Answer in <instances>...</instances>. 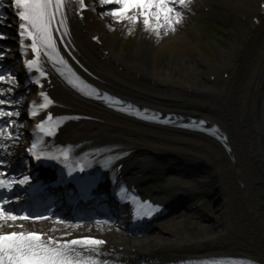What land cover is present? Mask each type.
Here are the masks:
<instances>
[{
	"label": "bare ground",
	"instance_id": "obj_1",
	"mask_svg": "<svg viewBox=\"0 0 264 264\" xmlns=\"http://www.w3.org/2000/svg\"><path fill=\"white\" fill-rule=\"evenodd\" d=\"M259 1L230 0L228 4L223 5L227 12H230L225 13L224 18L231 24L235 33L241 34V38L233 42L224 61L225 65L231 63V73L235 75L236 81L226 89L223 86L213 88L218 92L217 94L210 92L195 75L185 80L175 76L177 72L182 71L178 63H170L168 67L158 66V60L165 50H170L172 56L179 59L200 57L195 43L185 31L186 22L194 19L192 15L188 16L187 20L183 18L182 22L176 25L175 31H168L164 35L161 33V39L144 31L140 21L139 38L129 52L116 48L117 34L114 28L111 29L110 21L101 19L99 13L88 12L82 22L84 26L82 30H79L80 25L77 22L71 20L72 33L71 36L68 35L70 46L75 48L85 67L94 74L93 80L100 86L114 89L123 95L129 94L136 101L173 105L178 109H187L189 106L194 111L198 110L205 114L211 111L214 116L222 118L223 126L228 130L232 147L230 153L204 136L157 128L118 116L101 106L75 97L65 89V86L55 83L56 98L58 97L63 103L65 111L85 110L96 118V122L92 123L67 125L64 131L67 138L78 139L94 135L103 138L100 141L129 146L140 152L138 155L142 156L140 161L143 165L139 172L145 168L144 163L148 164L149 158L153 156L152 152L164 153L169 158L184 163H204L214 166L218 181L213 176L210 184L211 186L215 184L216 188H219V194L225 201L226 212L215 219L224 226L219 227L216 234L204 241L174 236L172 241L163 242L157 236V231L154 232L147 237L148 240L145 242H149L150 246L143 251L158 260L172 261L185 257L241 254L264 263V37L240 51L241 40L251 29L250 19L258 12ZM208 4L216 8L217 13L220 12L217 9L219 5L213 4V0H191L187 9L199 13L202 11L200 8ZM244 18H246L245 22L242 21ZM84 31L88 34H83ZM95 34H101L102 48L109 49L110 56L118 67H121V71L113 64L108 65L107 60L99 58V53L96 52L97 45L90 39V36ZM213 70L215 67L209 65L207 72L214 74L216 70ZM83 72L90 77L88 73ZM136 74L140 76L137 77ZM145 81H155L157 85L163 84L162 90L165 92L157 86L144 84ZM170 86L175 88L174 92H171ZM189 89H194L200 95L183 93ZM207 90L208 94L204 95ZM215 96L220 97V100L216 102ZM19 112L21 117L23 113ZM231 158H234V161H231ZM191 171L192 175L198 176L195 172L197 170ZM131 178L141 177L134 173ZM181 179L179 175L177 178L165 179L167 181L164 183L163 200H167L168 192H175L182 185L189 186L196 191L194 193H197L207 182L202 178V180L193 178L189 181ZM237 183H243L244 188L238 190ZM152 185L156 190H147L153 191L160 199L157 183ZM194 193L191 195L194 196ZM170 221L173 222L174 219L171 218ZM39 224L42 230L63 235L64 238L74 239L77 236L91 234L85 233L82 226L73 223L55 224L45 221ZM5 228L17 229L18 226L15 223L14 227L4 226L0 229ZM53 228L56 231H51ZM97 233L93 232V234ZM127 238V235L123 238H114L111 243L122 246L124 253L141 255L138 251H132L135 243H129Z\"/></svg>",
	"mask_w": 264,
	"mask_h": 264
},
{
	"label": "snow or ice",
	"instance_id": "obj_2",
	"mask_svg": "<svg viewBox=\"0 0 264 264\" xmlns=\"http://www.w3.org/2000/svg\"><path fill=\"white\" fill-rule=\"evenodd\" d=\"M70 2V0H68ZM81 10L87 6L85 0H77ZM5 4L11 5L14 15L19 19L18 36L20 45L25 47V40L31 43L27 47L35 54L34 59L25 60V65L29 70L35 69L41 77L46 74L40 66V57L43 55L55 64L61 65V75H64V70H67L68 83L79 88L80 91H87V95H95L100 98L101 94L95 89H90L88 85H84L83 81L75 72L68 66V61L60 54L57 47L58 37L55 33H60V37L68 35L67 17L65 14L66 0H0V6ZM101 6H106L109 11L106 15L112 17L117 23L127 22L131 25L142 21L143 30L154 34L158 38L163 30L164 34L168 31H175L176 25H179L183 19V13L180 9H187L191 4V0H99ZM6 13L0 15V24L6 20ZM63 29V31H61ZM0 35V39H3ZM4 49L0 48V53ZM5 76L0 75V81H5ZM13 84L16 83L14 73L7 78ZM36 84L40 81L36 80ZM12 88L9 87L10 93ZM39 95L43 98V103L38 106L34 105L30 111L31 117H36L39 113L49 108L52 100L41 91ZM17 101L16 97L13 100L6 99L3 91H0V118L19 116L18 110H7L11 108L13 103ZM139 115V113H137ZM61 122L60 118L55 121L50 113H45L41 117V122L35 125V128L43 133L44 136L52 137L56 134V129ZM6 126L0 127V139L5 141L12 140L13 134L8 130L9 127L15 124V120H7L4 122ZM201 123H203L201 121ZM44 141L38 139L31 144L27 151L36 161L59 160L60 156L45 151ZM71 149H63L61 155L63 160H69ZM67 166V165H66ZM77 169L69 167L68 174L71 175ZM78 170L83 172L84 165H80ZM6 173L0 172V190L13 192L14 185H28L30 177L24 175L22 179H6ZM125 189L121 188V196L125 193ZM132 202L136 205L135 215L137 218L151 216L154 211L159 208L153 207L148 202H140L137 197H132ZM11 199H0V228L14 227L16 221H40L52 219L46 215H31L30 213L15 214L14 208H7L11 204ZM56 224H64L63 220L56 219ZM20 231H0V264H107L106 260L100 259L103 246L107 241L95 237H82L76 239L56 238L46 233H38L32 231H24L23 225H19ZM51 231H56L53 228ZM201 264H220L219 261L201 262ZM251 264V262H250Z\"/></svg>",
	"mask_w": 264,
	"mask_h": 264
},
{
	"label": "rangeland",
	"instance_id": "obj_3",
	"mask_svg": "<svg viewBox=\"0 0 264 264\" xmlns=\"http://www.w3.org/2000/svg\"><path fill=\"white\" fill-rule=\"evenodd\" d=\"M188 22V21H187ZM188 24H186V31L190 32L191 35H193V32L189 30ZM118 33H121V37L123 38V42L120 45V48L124 46V51L129 52L132 49L133 44L135 43L137 37H138V26L135 25H124L122 27L119 26ZM162 34L164 35V32L162 30ZM216 34V33H215ZM221 35L225 38V43L223 44V41H221L220 45L215 44L214 40L215 38H218V35ZM215 37H209L208 39H204L203 36L195 37L193 35L191 37V40L196 43V47L201 48V55L199 57V60H193L188 58H177L173 57L170 50H165L161 57L158 60V66L168 67L170 63H178L180 65V68L182 69L181 72H177L175 76L178 78L181 77L180 73H183V79H186L187 77L196 76L201 83H206V77H207V68L208 62L211 63L213 66H220L225 64V58L228 55L229 52V43H228V35L230 34V27H225L221 31L217 32ZM159 37L158 39H161ZM228 43V44H227ZM211 45V47H210ZM122 50V49H121ZM207 55V56H206ZM173 58V59H172ZM207 62V63H206ZM213 175L212 171H207V178L210 179ZM214 194L213 191H206L205 196H212ZM217 197H220L219 194H217ZM210 203H206L205 208V214H203V220H200L199 222H186L185 220L174 223L173 225L167 227V226H158L157 230V236H159L160 240L163 242H170L172 239H174V236H179L181 238H190L191 240H198V241H204L210 236L217 233V230L219 229V223H217V220L215 219L220 214V210L224 205V202L220 199L213 203L208 200ZM211 218V219H210ZM190 224L191 226H188ZM93 228V226H91ZM95 229V228H94ZM101 231H108V233L113 237H123L122 234L115 233L113 228L108 225H104V227L99 228ZM96 229V230H99ZM153 232V233H154ZM148 234V236H150ZM142 237L137 239H129L134 240L135 243L133 244L135 248L138 251L145 250L148 246H150L149 242H145L148 240V237ZM128 239V238H127ZM128 240V241H129ZM130 243V242H129Z\"/></svg>",
	"mask_w": 264,
	"mask_h": 264
}]
</instances>
